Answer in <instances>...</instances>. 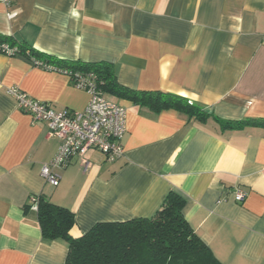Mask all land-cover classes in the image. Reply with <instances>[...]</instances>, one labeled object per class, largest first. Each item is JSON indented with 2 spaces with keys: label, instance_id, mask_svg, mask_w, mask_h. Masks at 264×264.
I'll list each match as a JSON object with an SVG mask.
<instances>
[{
  "label": "crops",
  "instance_id": "obj_1",
  "mask_svg": "<svg viewBox=\"0 0 264 264\" xmlns=\"http://www.w3.org/2000/svg\"><path fill=\"white\" fill-rule=\"evenodd\" d=\"M0 34L68 60L113 63L136 91L181 95L212 113L153 110L123 98L124 155L91 149L58 170L42 167L60 141L18 108V86L55 110L82 111L91 94L63 71L0 52V264H66L68 245L45 241L33 205L44 195L75 214L80 237L98 222L152 216L175 190L184 216L220 264H264V0L0 1ZM248 192L237 202L236 190Z\"/></svg>",
  "mask_w": 264,
  "mask_h": 264
},
{
  "label": "trees",
  "instance_id": "obj_2",
  "mask_svg": "<svg viewBox=\"0 0 264 264\" xmlns=\"http://www.w3.org/2000/svg\"><path fill=\"white\" fill-rule=\"evenodd\" d=\"M0 41L18 47L21 54L31 60L35 58L68 70L73 84L77 74L93 73L97 88L111 98L149 105L155 111L174 108L201 120L212 115L181 95L124 87L118 82L111 62L58 58L2 34ZM217 120L227 129L246 125L264 126V119ZM186 202L183 195L171 190L152 216L98 222L77 238L70 234L75 224L72 210L44 195L37 197V210L44 240H62L68 245L66 264H220L185 218L183 210Z\"/></svg>",
  "mask_w": 264,
  "mask_h": 264
},
{
  "label": "built area",
  "instance_id": "obj_3",
  "mask_svg": "<svg viewBox=\"0 0 264 264\" xmlns=\"http://www.w3.org/2000/svg\"><path fill=\"white\" fill-rule=\"evenodd\" d=\"M0 1L9 4L11 0ZM0 52L10 56L21 54L18 47L4 41H0ZM32 61L37 66L60 70L70 76L68 70L45 64L35 58ZM74 85L91 94L89 104L82 111H58L49 103L31 97L18 86L8 88V94L16 100L18 108L29 114L34 121L45 122L49 134L60 141L55 156L42 167L43 177L55 186L60 180L58 170L66 166L74 156H79L87 168L89 162L84 157L91 149L102 152L111 161L124 155L122 138L127 131V108L97 88L93 73L77 74ZM247 195V191L237 189L236 201L243 202ZM37 197L32 199L36 208Z\"/></svg>",
  "mask_w": 264,
  "mask_h": 264
}]
</instances>
